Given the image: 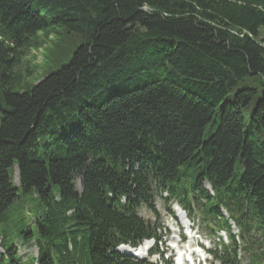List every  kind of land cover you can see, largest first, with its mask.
Wrapping results in <instances>:
<instances>
[{
	"label": "trees",
	"instance_id": "16d2710c",
	"mask_svg": "<svg viewBox=\"0 0 264 264\" xmlns=\"http://www.w3.org/2000/svg\"><path fill=\"white\" fill-rule=\"evenodd\" d=\"M160 191L264 264V0H0V264H149Z\"/></svg>",
	"mask_w": 264,
	"mask_h": 264
},
{
	"label": "rangeland",
	"instance_id": "374dc122",
	"mask_svg": "<svg viewBox=\"0 0 264 264\" xmlns=\"http://www.w3.org/2000/svg\"><path fill=\"white\" fill-rule=\"evenodd\" d=\"M51 41L47 40H42V45L37 48V49H32L28 55H26L25 59H24V67L33 70L35 65L40 66L39 68H36L37 71L33 74V77L31 78V82L33 84L38 83L39 81H41L48 73L57 70L61 64L57 63V65H46L44 64L46 61V52L47 49L49 48V46L52 45V43H50ZM66 61V60H65ZM63 61V62H65ZM62 63V62H61ZM44 64V65H43ZM42 66V67H41ZM14 181L16 183H18V170L17 168L15 169V175H14ZM33 215L36 214L37 212V202L35 201V199H33ZM159 208H162V206L159 204ZM164 214L166 215V213L164 212ZM145 218H151L152 215L146 211V213H143ZM166 223L170 222V217L168 216V219L165 220ZM20 242L18 243L19 246ZM20 253L21 254H26V256L31 255L33 256V245L30 246H21L20 248ZM243 258H244V264H247V259H248V255L243 254Z\"/></svg>",
	"mask_w": 264,
	"mask_h": 264
}]
</instances>
